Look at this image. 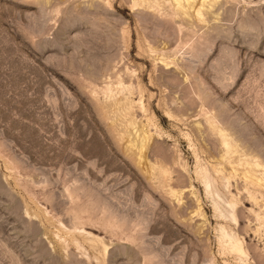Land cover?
I'll use <instances>...</instances> for the list:
<instances>
[{"label":"rangeland","instance_id":"rangeland-1","mask_svg":"<svg viewBox=\"0 0 264 264\" xmlns=\"http://www.w3.org/2000/svg\"><path fill=\"white\" fill-rule=\"evenodd\" d=\"M203 1L0 0V264H264V0Z\"/></svg>","mask_w":264,"mask_h":264},{"label":"bare ground","instance_id":"bare-ground-1","mask_svg":"<svg viewBox=\"0 0 264 264\" xmlns=\"http://www.w3.org/2000/svg\"><path fill=\"white\" fill-rule=\"evenodd\" d=\"M46 1V0H45ZM50 2V0H48ZM56 1V0H55ZM196 0H187V5H185L184 0H174V2L177 3H182L181 6H183L184 8H188L189 10L195 7V2ZM200 1V0H199ZM209 1L212 0H204L202 2V5L206 7V5H208L207 7L209 8V6L211 5L209 3ZM33 3L38 4V5H43L44 0H32ZM47 3V2H46ZM207 3V4H206ZM49 5V4H47ZM178 5V4H177ZM201 5V4H200ZM201 5V7H202ZM44 6V5H43ZM47 8V7H46ZM210 9V8H209ZM45 10V9H43ZM191 11V10H190ZM196 13V12H195ZM198 15H200L201 17L204 15V13L202 12V10H198L197 11ZM204 19V18H203ZM228 144V143H227ZM209 186V183H207ZM206 186V187H208ZM213 207H214V211H215V216L220 220H224V222H228V223H232V224H238V219L234 213L230 214L229 216L224 215L221 206L219 205V203H217L216 201H213ZM232 209H234L233 206H230ZM200 208V207H199ZM200 212V210H198ZM201 216H204L202 212H200ZM242 216V214H241ZM239 217V216H238ZM243 217V216H242ZM245 217V216H244ZM259 218V217H258ZM204 220H206V218H204ZM234 232V231H233ZM259 232V231H258ZM220 244L222 247V251L227 252L229 255L231 256H235V258H237L238 260H240L242 262V264H250L251 261V257L248 254L246 247H244V243L243 241L240 239V237H238L236 234L228 231L227 227H220ZM224 253V254H227ZM259 257V259H263L264 257L262 256V253H257L255 255V258ZM263 257V258H262ZM257 259V258H256ZM264 260V259H263ZM230 264V263H228Z\"/></svg>","mask_w":264,"mask_h":264}]
</instances>
